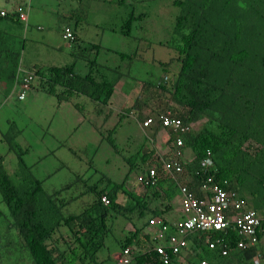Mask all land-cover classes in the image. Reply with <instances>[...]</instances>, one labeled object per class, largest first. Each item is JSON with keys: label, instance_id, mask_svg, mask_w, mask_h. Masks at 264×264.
I'll use <instances>...</instances> for the list:
<instances>
[{"label": "clouds", "instance_id": "9594fccd", "mask_svg": "<svg viewBox=\"0 0 264 264\" xmlns=\"http://www.w3.org/2000/svg\"><path fill=\"white\" fill-rule=\"evenodd\" d=\"M150 1H158L161 4L156 6L155 11H141L139 14L137 8L142 7L139 0H133L130 5L132 11L129 17L125 18L134 23L130 35L122 32L125 20L122 17H119L120 26L114 31L132 39V42L139 46L145 41L144 36L136 33L139 23L154 20L157 23L156 27H159L158 20L161 18L162 21H172L176 30L181 17L178 8L180 4L177 0L175 3L171 0ZM181 1L183 4L191 2L193 5L198 2L197 7L201 8L198 18L203 19L206 16L201 0ZM4 2L0 8V30L24 41L20 52L16 48L19 54L8 55L10 59H16L17 70L11 91L0 81V100L4 103L11 101L13 97L19 102H25L33 95V89L42 84L41 72L56 67L42 63L34 66L26 64L23 52L30 31L43 30L47 36L57 31L72 51L75 48L72 45L75 40L78 43L76 48L82 47L81 50H85L88 44L91 45L90 51H87L90 54L84 55L87 57L85 69L88 72L82 75L85 80L81 90L64 98L62 90L57 89V95L47 93L49 95L47 102L51 105V101L56 100L55 107L58 110L66 108L69 112L77 113L80 124L87 120H95L98 131L104 135L99 145L95 146L97 159L94 162L98 169H94L89 180L77 175L74 181L63 186H66V189L62 187L56 190H65L58 192V199L64 201L62 214L65 221L67 222L70 217L76 218L72 222L77 231L76 235L82 238L98 235L99 239H103L102 248L98 252L101 264H224L223 260L256 248L259 235L264 231L261 229L263 215L256 211L251 199L240 190L225 189L213 176H209L215 169V156L211 151H207L200 159L194 149L185 145L181 136L190 130L200 131L206 121L191 123L184 128L182 117L175 114L183 111L177 104L179 102L175 100V91L172 89L171 92L165 93L157 89L158 86L170 89L178 79L181 64L178 62L177 53L169 47L171 38L159 44L160 47L167 48L172 57L168 58L167 62L162 59L155 61L163 69V76L165 75L160 82L153 83L148 79L147 88L144 84L131 83L130 89L124 91L121 76L116 78L101 68L98 77L90 73L94 67H100L104 63L98 60L102 46L100 42H95L93 36L96 34L92 37L86 34L87 31H94L88 28L89 26L98 29L97 22H89L84 18L85 8H90L95 0H4ZM61 6H64L65 10ZM54 7L58 8V13L53 10ZM59 9H62L61 12ZM166 9L169 10L168 13H165ZM39 10L54 13L57 22L49 25L40 22L33 27L32 14L35 16ZM202 26L210 33L208 20ZM46 45H40L37 58L45 60L43 57ZM154 47L156 46L153 44L147 45V49L143 50L145 57L149 59ZM84 50L81 51V55ZM137 53L138 51L134 49L132 53L121 54V58L133 59ZM92 56H95L94 59ZM173 62L178 63V70L169 81L168 66ZM104 77L110 79L109 85L102 83ZM138 90L148 95L145 98H135L133 91ZM118 91L122 93L119 94ZM160 95L167 99L161 103L152 99ZM84 114L87 116L86 119L82 117ZM88 133L90 132L87 131ZM137 138H140L138 143ZM16 141L21 142L17 139ZM22 142L24 143V140ZM6 144L7 151L4 156L0 155V159H4L5 165L7 160L12 161L16 158L19 171L20 160L10 152L8 143ZM249 146L247 143L241 150L239 149L240 152H250ZM27 148L29 152L23 162L26 163L28 171L33 173L34 164L28 165L26 162L31 146ZM258 148L256 146V149ZM256 153L253 152L255 155ZM100 159L102 163L97 162ZM192 167L195 170L190 172L189 169ZM21 171L26 172L25 167L21 168ZM114 175L116 182L111 180ZM95 176H99V179L92 183L91 180ZM47 177L51 179L52 174ZM134 179L138 186L133 183ZM40 182H44L46 186L51 184V181ZM69 185H72V189H67ZM79 186L83 189L74 194ZM120 219L127 224L125 226L116 224ZM4 222L5 229L0 228V264H31L26 258V241L18 223L15 224L10 219L2 223ZM67 223L66 226L72 227L70 222ZM107 223L116 225L119 231L118 238H114L116 249L111 251L106 239L113 234L114 227L111 226L108 230ZM101 227L104 230H101ZM242 227L251 230L252 234L247 235ZM229 232L238 238L234 245L219 237L220 235L230 237ZM41 236L44 237L43 242L48 237L44 233ZM95 242L91 246L88 245L89 248H95L93 247ZM50 244L51 240L48 238L45 249H49ZM128 244L132 246L128 247ZM261 245L264 246V240ZM105 250L110 251L107 256H103ZM139 257L143 259L139 260ZM260 258L261 255L258 253L253 264H260ZM239 264H243L242 261Z\"/></svg>", "mask_w": 264, "mask_h": 264}, {"label": "trees", "instance_id": "16d2710c", "mask_svg": "<svg viewBox=\"0 0 264 264\" xmlns=\"http://www.w3.org/2000/svg\"><path fill=\"white\" fill-rule=\"evenodd\" d=\"M145 1L139 0L140 3ZM177 2L181 17L169 47L177 53L181 68L172 88L166 90L158 86L157 89L165 93L175 91V100L179 102L176 103L184 111L176 110L180 112L175 114L182 117L184 128L206 121L200 131L190 130L181 135L185 145L194 149L200 159L211 151L215 156V169L209 176L225 189L240 190L264 217V0H201L206 15L203 19L198 18L201 12L198 2L195 5ZM207 20L211 34L202 26ZM133 24L125 19L122 32L130 35ZM77 44V40L72 43L74 62L41 72L42 84L33 89V95L40 96L43 90L57 95L59 89L65 98L81 90L85 78L77 73V59L84 49L76 48ZM23 46V40L0 30V81L9 91L15 84L17 65L16 59L8 55L19 54ZM90 49L88 44L84 51ZM104 82L109 85L111 81L104 77ZM14 131L15 127L7 132L0 130L10 152L20 160L19 171L11 176L4 159H0V193L8 208L7 215L0 210V220L18 223L26 241V258L31 264H101L98 252L103 239L98 235L77 236L72 223L76 218L70 217L67 221L72 227L65 225L68 223L62 214L64 201L58 199V192L65 190L47 192L37 174L28 171L23 161L31 142H17L18 132ZM247 143L250 152L241 153ZM24 167L26 172L22 173ZM193 170V167L189 169ZM71 186L67 189H72ZM53 193L56 194L49 195ZM261 229L264 230V222ZM42 233L48 235L44 242ZM229 234L230 237H219L234 245L238 238L232 232ZM48 238L51 246L45 249ZM262 240L264 231L255 249L234 255L223 263L253 264L260 253V264H264ZM93 242L95 248H89ZM141 259L143 257H139Z\"/></svg>", "mask_w": 264, "mask_h": 264}, {"label": "rangeland", "instance_id": "374dc122", "mask_svg": "<svg viewBox=\"0 0 264 264\" xmlns=\"http://www.w3.org/2000/svg\"><path fill=\"white\" fill-rule=\"evenodd\" d=\"M120 1L114 0L110 3V0H96L90 8L85 6V20L97 22L98 26V29L95 26H89L88 28L94 29V31H87L86 34L90 37L96 34L93 38L96 43L100 42L102 46L98 60L100 62L104 61L100 67H94L90 73L94 77H98L101 73V68L116 78L121 76L123 78L124 91L130 89L131 83L147 84L146 81L148 79L153 81V83H158L163 76V69L155 61L162 59L167 62L168 58L172 59L167 48L160 47L159 44L163 40H170L175 24L172 21H162L161 18L158 20L159 27H156L157 23L154 20L139 23L136 33L144 36L145 41H142L137 46L136 43L132 42V39L125 38L114 31L116 27L120 26L119 17L125 19L129 17L132 11L130 5L133 0H125L123 4H120ZM3 4H5L4 0H0V8ZM139 4L142 7L137 8L138 14L141 11H155L156 6L161 3L146 0L144 3ZM61 7L65 10L64 6ZM90 9L92 10L89 11ZM53 10L58 13L57 7H54ZM61 10L59 9V12ZM168 12L169 10L166 9L165 13ZM35 17L45 25L57 22L55 14L49 11L39 10ZM40 43L43 45L47 44L43 57L45 60L37 58ZM66 44L57 31L47 36L43 30H32L28 34L23 58L28 66H34L38 63L46 66H66L74 62L72 49ZM148 44L156 46L151 52L149 59L143 53V50L147 49ZM134 49L138 53L133 59L126 57L123 60L121 58V54L132 53ZM88 54L90 52H84L77 59V73L80 75H86L88 72L85 69L87 57L84 56ZM94 57L92 56V59ZM168 68L170 75L167 77L171 81L172 76L178 70V63L173 62ZM124 70H128V72L125 73ZM138 91H133L135 98H145L148 95V93L143 94L140 90ZM118 92L119 94L122 93V91ZM48 97L47 93L42 92L41 96L30 95L25 102H19L14 97L7 103L0 100V130L7 132L11 127H15L16 131L14 132H18L17 140H28L31 142L30 153L26 158V162L28 165L34 164L35 173L39 179L51 181V184H47L44 188L47 192L52 193L74 181L77 175H82L87 181L89 180L94 169H98L94 162L97 159L95 146L99 145L104 135L98 131V124L95 120H87L80 124L77 113L69 112L66 108L58 110L55 107L57 101H51V105H49L47 102ZM152 99L161 103L167 98L164 95H160ZM82 117L87 118L86 114L82 115ZM111 129L113 128L111 127ZM87 131L90 133L87 134ZM138 142H140V138H137ZM6 151L7 144L2 140L0 133V155L4 156ZM97 162L102 163L103 161L100 159ZM17 165L18 160L16 158L12 161L7 160L5 163L6 169L11 176L16 172ZM49 174H52L51 179L47 177ZM98 179L99 176H95L91 182L93 183ZM111 180L117 181L115 175L111 177ZM133 183L138 186L135 179ZM82 189L83 187L79 186L74 191V194H77ZM0 210L7 215L8 208L3 201L1 193ZM116 224L125 226L127 223L120 219ZM111 226H113L112 223H107L108 230ZM5 227L6 222L2 223V220H0V228L3 230ZM113 227V234L106 239L110 251L116 249L114 238L119 236L117 226L114 225ZM101 230L104 229L101 227ZM110 251L105 250L103 256H107ZM9 257H12V253Z\"/></svg>", "mask_w": 264, "mask_h": 264}, {"label": "crops", "instance_id": "0c3cea01", "mask_svg": "<svg viewBox=\"0 0 264 264\" xmlns=\"http://www.w3.org/2000/svg\"><path fill=\"white\" fill-rule=\"evenodd\" d=\"M32 17H33V20H32V22H33V27L36 26V25H39V24H40V21L37 20L33 14H32Z\"/></svg>", "mask_w": 264, "mask_h": 264}, {"label": "built area", "instance_id": "2783aa9c", "mask_svg": "<svg viewBox=\"0 0 264 264\" xmlns=\"http://www.w3.org/2000/svg\"><path fill=\"white\" fill-rule=\"evenodd\" d=\"M219 222H221V220H219ZM243 231L247 234V235H251L252 234V231L249 230L248 228L246 227H242Z\"/></svg>", "mask_w": 264, "mask_h": 264}]
</instances>
